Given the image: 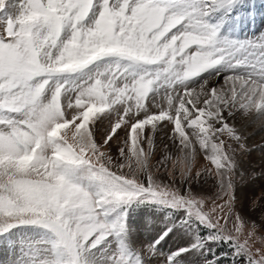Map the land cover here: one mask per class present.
I'll use <instances>...</instances> for the list:
<instances>
[{
	"label": "snow or ice",
	"instance_id": "snow-or-ice-1",
	"mask_svg": "<svg viewBox=\"0 0 264 264\" xmlns=\"http://www.w3.org/2000/svg\"><path fill=\"white\" fill-rule=\"evenodd\" d=\"M240 3L0 0V242L19 244L10 264H181L212 243L264 264V237L255 246L253 222L241 240L249 221L235 211L249 147L233 121L264 128V36H221ZM173 152L180 187L175 173L164 182ZM198 155L208 164L193 175ZM209 178L211 208L191 186ZM140 204L180 213L194 241L164 255L168 228L137 246L128 209Z\"/></svg>",
	"mask_w": 264,
	"mask_h": 264
},
{
	"label": "rangeland",
	"instance_id": "rangeland-1",
	"mask_svg": "<svg viewBox=\"0 0 264 264\" xmlns=\"http://www.w3.org/2000/svg\"><path fill=\"white\" fill-rule=\"evenodd\" d=\"M247 22V23H246ZM246 24V25H245ZM233 29V30H232ZM229 35V36H228ZM221 36L228 37L230 39H236L239 41L252 40L255 38H261L264 36V0H241V3L232 11L231 18L224 24ZM222 83V82H221ZM219 86V85H217ZM162 104L166 103V97L163 93L161 96H157ZM238 121V122H237ZM237 122V123H236ZM237 128L241 130L240 121H233ZM105 131L104 127H101L98 133V139L102 137ZM245 136L247 130H241ZM123 136V133H121ZM247 135L245 136V138ZM160 140H164L163 134H158ZM254 142V141H253ZM247 143V141H246ZM258 144V143H257ZM256 143L249 145L247 153L240 156L239 161L249 163L247 166H240L238 168L239 176L237 179L236 187V198L237 203L235 211L243 215L249 221V227L244 230V235L241 236V240L247 238V233L250 230L252 223L254 222L257 226V235L254 238L256 241L255 246H261L262 237H264V188L262 182H264L263 171L260 168L262 161L256 160L258 156L262 157V151L264 148V141L257 145ZM116 145L112 146V155L116 156ZM163 145H160V150L156 152L151 163L157 164V159L163 161L162 154ZM173 160L167 163L168 176L165 178V183L169 182L175 173V185L176 187L181 186L182 177L180 175L181 168L179 163L175 160V156L179 153H172ZM256 157V158H255ZM255 158V159H254ZM255 161V162H254ZM208 162L203 158L202 155H198L196 160L192 164V173L195 175L196 172H203ZM252 166V167H251ZM164 169H161L163 172ZM246 176L249 182H252L250 188L252 192L247 193L246 199H243L239 194L238 184L241 178ZM192 188L195 193L202 197L207 198V208L212 207V199L217 195L218 189L214 186V181L211 178L209 180H196L192 179ZM246 204L247 214L244 213L240 208ZM223 201H217L222 203ZM182 215L171 209L161 208L154 204H140L133 205L128 209V227H129V239L137 246L151 241L157 238L160 234L171 228L168 236L161 241L158 246L159 251L164 255H168L174 252L177 248L187 247L194 241L196 229L192 226H181L180 221ZM229 228H232V224H229ZM208 231L206 229H200V236H207ZM24 238V232L21 230L18 236L13 237L15 240ZM214 249L213 253H209L207 257L190 253L186 254L181 264H204L205 259H212L213 255L219 257L218 264H247V261L241 258H236L232 254V248L228 244L224 243H212L210 245ZM19 253V244L15 247L10 246L7 242H0V264H8L15 259V256ZM227 254V255H224Z\"/></svg>",
	"mask_w": 264,
	"mask_h": 264
},
{
	"label": "bare ground",
	"instance_id": "bare-ground-1",
	"mask_svg": "<svg viewBox=\"0 0 264 264\" xmlns=\"http://www.w3.org/2000/svg\"><path fill=\"white\" fill-rule=\"evenodd\" d=\"M247 23V22H246ZM246 25V24H245ZM233 30V29H232ZM229 36V35H228ZM239 119V118H238ZM237 120V119H236ZM235 121V120H234ZM240 126L242 127L241 130H247L246 135V141L247 143H249V145H252L254 143H261L262 141H264V128H262L259 123H255V124H250V123H247L246 121H242L240 120ZM238 122V121H237ZM236 122V123H237ZM245 135V136H246ZM254 141V142H253ZM257 144V145H258ZM248 145V146H249ZM262 151V157L258 156L256 160H260L262 161V165H260L262 168L261 170L263 171L262 173H264V148ZM256 158V157H255ZM254 158V159H255ZM240 159V157H239ZM255 162V161H254ZM249 163L247 162H243V161H239V165L241 166H247ZM252 167V166H251ZM262 176H264V174H262ZM240 184H238V189H239V194L240 196L243 198V199H246V197L248 196L247 193H251L252 192V189L253 188H250L252 182H249L248 178L246 176H243L241 178V181L239 182ZM262 185H263V188H264V182H262ZM244 203V200L242 202V204ZM246 204L244 203L242 206H241V210L247 214V210H245L246 208Z\"/></svg>",
	"mask_w": 264,
	"mask_h": 264
}]
</instances>
